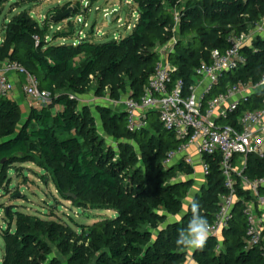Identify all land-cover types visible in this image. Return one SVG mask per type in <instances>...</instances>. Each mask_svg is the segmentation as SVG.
Returning <instances> with one entry per match:
<instances>
[{
    "label": "trees",
    "instance_id": "obj_1",
    "mask_svg": "<svg viewBox=\"0 0 264 264\" xmlns=\"http://www.w3.org/2000/svg\"><path fill=\"white\" fill-rule=\"evenodd\" d=\"M6 1L0 0V6ZM131 1L138 19L119 40L55 45L44 40L47 26L27 12L5 26L0 62L17 61L35 74L50 99L29 108L25 119L15 97L0 100V189H7V172L15 163L32 162L46 175L42 179L50 178L57 193L74 206L111 210L115 216L77 231L62 220L10 206L5 212L8 227L1 230L0 264H62L55 253L65 256L67 264H264V244L249 245L247 240L243 206L252 200L249 190L238 186L232 218L219 237L209 235L203 249L182 250L176 240L192 217L190 203L185 210L183 204L194 169L183 159L165 164L181 141L155 111L145 115V127L131 131L122 106L98 104L103 131L115 145L106 143L89 107L79 103L92 87L95 95L111 100H139L159 59L158 48L166 45L171 46L172 81L182 80L188 93L195 70L211 62L214 49L228 47L229 34L247 33L264 19V0ZM72 30L54 39L69 37ZM241 52L246 62L225 72L212 94L264 76V37L257 36ZM263 97L264 87L255 90L237 113L261 108ZM219 160V154L207 157L205 183L191 197L208 223L225 192ZM243 175L250 180L264 176V158L249 155ZM259 191L264 194V187Z\"/></svg>",
    "mask_w": 264,
    "mask_h": 264
},
{
    "label": "built area",
    "instance_id": "obj_2",
    "mask_svg": "<svg viewBox=\"0 0 264 264\" xmlns=\"http://www.w3.org/2000/svg\"><path fill=\"white\" fill-rule=\"evenodd\" d=\"M260 22L247 33L229 34L228 47L223 51L214 49L211 52V62L202 63L195 70V83L188 93L184 91L182 80L172 81L170 64L162 56L156 62L139 100H115L124 107L129 130L138 131L145 127V115L155 110L161 124L181 141L176 150L169 152L165 164L172 163L181 156L186 164L199 165L206 176L210 170L207 157L219 154L225 192L220 197L212 222L209 223V235L219 237L228 226L238 200L239 186L249 190L252 197L243 206L249 245L264 244V194L259 191L260 187H264V176L250 180L243 175L249 155L264 158V97L261 108L241 113L237 111L242 100L264 87V76L254 84L232 83L224 90L212 93L225 72L235 70L246 62L241 50L257 36L264 37V21ZM35 40L37 43L38 38L35 37ZM11 73L23 76L21 91L29 108H39L48 103L50 92L40 87L35 74L14 60L4 61L0 68V100L15 97ZM228 117H231L232 122H218L227 120ZM192 147L195 148L194 151H191Z\"/></svg>",
    "mask_w": 264,
    "mask_h": 264
},
{
    "label": "rangeland",
    "instance_id": "obj_3",
    "mask_svg": "<svg viewBox=\"0 0 264 264\" xmlns=\"http://www.w3.org/2000/svg\"><path fill=\"white\" fill-rule=\"evenodd\" d=\"M69 8L72 11L68 18L57 22L51 21L52 16ZM115 10L118 14L112 17L111 24H109L105 15ZM21 12L29 13L40 26H47L44 40L55 45H75L85 39L94 43L119 40L130 33L137 17L136 6L131 0H7L0 6V38L4 37L6 24ZM45 21L46 23H44ZM71 28L73 29L71 36L54 39L61 32H69ZM170 48V45H166L158 50L161 49L159 53L165 55ZM79 103L89 107L95 117L97 129L105 138L106 143L115 145V142L103 131L95 110L96 104H110L106 97H96L94 87H92L85 95L79 97ZM21 109L23 111L22 118H24V107ZM14 166L15 168L7 172L10 178L7 189H0V262L4 255L1 230L8 227L5 212L10 206H15L14 210L25 213L62 220L77 231L81 225H89L98 219L115 216L111 210H83L74 206L71 201L62 198L57 193L50 178L42 179L46 175L32 162L15 163ZM192 167L194 169L192 188L195 185L193 189L198 191L199 187L205 183V176L199 165ZM191 193L190 191V197ZM188 202L189 199L184 201V208ZM13 228L14 225L11 229ZM55 255L62 264H67L65 256L59 253H55Z\"/></svg>",
    "mask_w": 264,
    "mask_h": 264
},
{
    "label": "clouds",
    "instance_id": "obj_4",
    "mask_svg": "<svg viewBox=\"0 0 264 264\" xmlns=\"http://www.w3.org/2000/svg\"><path fill=\"white\" fill-rule=\"evenodd\" d=\"M189 203L192 217L187 227L178 231L176 245L188 251L203 249L210 233V225L207 218L199 212V202L193 198Z\"/></svg>",
    "mask_w": 264,
    "mask_h": 264
},
{
    "label": "crops",
    "instance_id": "obj_5",
    "mask_svg": "<svg viewBox=\"0 0 264 264\" xmlns=\"http://www.w3.org/2000/svg\"><path fill=\"white\" fill-rule=\"evenodd\" d=\"M117 14H118V12H117ZM137 19H138V13H137V17L135 18V22L137 21ZM135 24V23H134ZM134 26V25H133ZM132 26V27H133ZM131 27V28H132ZM0 41H2V38H0ZM159 50H161V49H159ZM159 50H158V54H159V58H162V56H163V58H165V60L166 59H168V57H167V53L165 54V55H161L160 53H159ZM3 63H4V61L3 62H0V68L2 67V65H3ZM10 77H11V80L13 81V83H14V87H15V98H16V100H17V102L19 103V105H20V108H23L24 107V118L23 119H25L26 117H27V114H28V112H29V106H28V104H27V99H26V97H25V95L23 94V92L21 91V84L23 83V76L22 75H20V74H14V73H11L10 74ZM96 97H97V95H95ZM105 97H106V100L108 101V102H110V104H106V103H101V104H99V105H103V104H105V105H109V106H122V108L124 109V107H123V105L122 104H118V103H116L115 102V100H111L110 98H109V96L108 95H105ZM127 97L126 96H123L121 99H120V101H123V100H125ZM96 105H98V104H96ZM21 111H22V109H21ZM151 111H155V110H151ZM23 112V111H22ZM150 112V111H149ZM156 112V111H155ZM194 147H192L191 148V151H194ZM195 186V185H194ZM194 186H193V188H194ZM192 188V190L193 191H191L192 193H191V196L195 193V191H194V189ZM200 188V187H199ZM189 203V202H188ZM188 203L186 204V206L188 205ZM185 210V209H184Z\"/></svg>",
    "mask_w": 264,
    "mask_h": 264
},
{
    "label": "water",
    "instance_id": "obj_6",
    "mask_svg": "<svg viewBox=\"0 0 264 264\" xmlns=\"http://www.w3.org/2000/svg\"><path fill=\"white\" fill-rule=\"evenodd\" d=\"M71 11L72 10L69 8V9H67V10H65V11H63V12H61L59 14H56V15H54V16L51 17V21L52 22H57V21H61V20L65 19V18H68L70 16V12ZM116 14H117V11L115 10V11H113V12L108 13V14L105 15L106 16V20L108 21L109 24H111V19ZM179 159H181V156H179L177 158V160H179ZM190 180H193V178H190ZM190 191H192V188L190 189ZM67 196H69V197L71 196L72 198H74V195L73 194H70V193H67ZM189 197H190V192H189ZM191 197L190 198H187V199H189V201H190ZM187 199H185L184 201H186ZM184 205L185 204H183V210L187 208V206L184 208Z\"/></svg>",
    "mask_w": 264,
    "mask_h": 264
}]
</instances>
